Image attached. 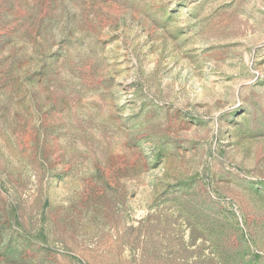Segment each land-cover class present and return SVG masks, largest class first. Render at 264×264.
<instances>
[{"label": "rangeland", "instance_id": "374dc122", "mask_svg": "<svg viewBox=\"0 0 264 264\" xmlns=\"http://www.w3.org/2000/svg\"><path fill=\"white\" fill-rule=\"evenodd\" d=\"M0 264H264V0H0Z\"/></svg>", "mask_w": 264, "mask_h": 264}]
</instances>
